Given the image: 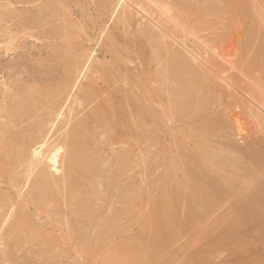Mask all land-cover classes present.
I'll use <instances>...</instances> for the list:
<instances>
[{"label": "rangeland", "instance_id": "obj_1", "mask_svg": "<svg viewBox=\"0 0 264 264\" xmlns=\"http://www.w3.org/2000/svg\"><path fill=\"white\" fill-rule=\"evenodd\" d=\"M111 1L116 2L117 0H0V102L4 103L3 99L5 97L7 98H5L6 103H4V106L5 104L7 105L5 106L7 107V110L11 105L9 101H12V105L18 104L20 100L23 99L22 97L24 93L30 91L33 92L31 86H39L38 89L40 92H43L42 89L58 91L59 89H62L64 87V78L66 77H63V75L66 73L63 72L62 74L61 72L64 68L62 67V62L58 58V52L60 50V53H67L69 51L68 53L73 54L74 52L73 56H87V54L89 55L92 51L97 50L95 64L100 66H107V70L102 71L101 74L99 73L98 75L102 78H105L104 83L107 82V85H104L102 81L103 79L100 78L97 74L95 75L92 72H87L88 75H86L90 77L86 76V78L83 79L77 93L80 95L86 93L85 90L87 89V86L92 84V81H94L93 91L97 92L98 90L99 92L90 93V96L88 95L87 97L90 98V101L86 98V100L84 101L85 103L83 102V104L75 106L77 110L75 109L72 113V124L76 125L78 123V120L80 121V119L85 118L86 115H89L94 109H96L97 106H103L102 104L105 103L106 105H109L108 107H111L112 105H120L121 107L123 106L125 111L122 118L120 117L119 119H116L115 116V122L120 125L121 130H123V134H119L121 138L119 136H113L117 132L116 130L113 135L108 134L109 132L107 131V129H104L100 123H96V126H98L97 128H95V123L92 124L93 126L91 125L92 127L90 126L88 131H86L87 134L83 135V137L85 136L83 139H87L86 141H82V143H87L89 146H86L85 144L84 145L86 147H90L88 149H97L98 153L101 151L99 155L102 154L100 156L102 165L99 164L100 167L98 173L94 176H91L92 179L90 177L89 183H87V188L90 192V211L84 212L81 209L79 210L82 212L76 211V207H78V204H76L77 202L72 201L73 203H75L73 204L71 200L68 199L71 202L70 204V202L67 200L69 202L68 204V202H65L67 198H64V195L66 194L62 193L61 195H59V200L61 199L59 202L60 205L57 202L56 204H54L53 200L50 199V204L47 203L48 200L46 201V203L49 205L47 207L50 208L48 209L46 207L47 204L44 203L45 211H51L54 207L53 205H59V207L55 206L56 209H54L56 211L54 209V211L52 210V213L49 211V215V213H44L43 204L39 206L37 205L38 202L36 203V200L34 198L30 200L32 198L29 194L30 188L25 187L27 177L25 168L23 166H18L17 168L14 167L13 170H15L16 173L18 172L17 175H15L16 173L11 170V160L9 159L10 154L7 153L5 149L4 152L7 155L2 152L3 148L6 147V145L3 143L5 142V134L12 140L20 138V136H22V133L24 135L28 133L27 131H29L28 129L31 124L36 123V121L37 123L41 122L43 118L45 119V116L43 112H41V114L43 115L39 114V110L37 112H32L30 114V116L32 117L26 115L27 117H29V121H27L29 123H26L25 125L26 121L13 119L11 120L9 113H7L5 107L2 106L3 104L0 103V107L2 106L0 111H3V113H5L6 115V117L4 115L5 120L10 118V120L6 121H10L9 123H7V127L5 126V120H0V125H2L0 127V157H2V154L7 156L5 158V156L3 155L4 158H0V168L2 169V171H0V192H4L3 198L5 200L9 197L12 201H14V207L12 206V201L9 202L10 204L7 203L6 207L4 208L0 206V264H106V262L108 263L109 260L108 255H112L113 253L118 252L114 251L115 249L113 247H121L118 246V244H120V240L123 237L131 238V242L140 239V246L135 247V249L132 250L133 254L131 253V251L128 253V256L129 254L132 255L129 256L130 259H128V256L125 257L127 258V261L123 264H264V234L261 233L259 228H257V231L256 228L250 226L248 227V225H246L245 223H241L239 219L241 216V210L246 204V198H248L251 193L255 192V190H257L259 186L264 185L263 56H260L261 58L257 60L259 58L261 50L264 49V1L244 0V2L243 0H231L230 4L228 0H131V2L135 4H125L124 7L120 10L115 21L113 23H109L108 25L111 17L110 12L113 11V6H108L109 2ZM103 3H106V6ZM184 3H186V5L188 4L189 6L187 5L188 7H186L185 5L184 7ZM244 3L248 5L247 9L249 8L251 10V13L253 12L251 15L254 18V21L251 20L252 17L251 15H249L250 10L246 12L248 13V15L246 14L247 16H245V13H243L244 9L245 11L247 10ZM47 7H49L50 9ZM213 7L216 8L214 9ZM242 7H244V9ZM252 7L255 8L253 9ZM41 8L48 9V11H46L47 13L45 12V14L42 15V17H40L39 19H36L35 15ZM138 9H141L142 12H139ZM208 9L211 12L205 11ZM227 10L231 11L228 12ZM51 12H53L54 14ZM107 12L110 14H108ZM256 12H258L259 14ZM106 13L109 16L105 15ZM227 13H230V15ZM233 15L236 17H232ZM260 15L262 17H260ZM20 16H22L21 20ZM126 16L129 18H127ZM123 18L125 19V21ZM117 19H119L120 21ZM18 20H20V22ZM250 20L252 21V23ZM68 22L73 23V27L72 25H70L71 23L69 24ZM20 23L22 24V26ZM40 23H42L41 26ZM104 27H107L108 31L106 30V36H104L103 41L98 44L101 32L105 29ZM24 30H26V32ZM250 30H254V32L252 31L253 34ZM49 32L50 35L48 34ZM53 34L56 37H54ZM113 34H116V36H114ZM57 35L59 37H57ZM68 36L71 37V39L68 38ZM63 37L70 40V42H67V40L64 41L65 39H63ZM112 42L115 44L116 48L119 49V54L114 53L113 50L109 49ZM160 44L162 46H160ZM119 45H122V47H120ZM51 46L53 48H51ZM140 50L142 51L139 53ZM78 51L83 54L81 55L80 53H78ZM153 52H155L156 54H153ZM192 53L199 54L201 55V57L203 56L202 61H194L191 56ZM116 55H118V58L116 57ZM153 55L156 56L154 57ZM178 55L182 57L183 60L187 58L189 61H191L196 71L190 73L188 68H186L188 66L181 60L180 57H178ZM53 57L58 58L60 62H55V60L57 59ZM115 57L117 59H120V61L118 60L117 62V59ZM52 58L54 59L53 62L51 60ZM177 59L179 60V62H177ZM260 60H262V64L260 63L261 66L257 63L258 61L260 62ZM42 61L45 63H43ZM181 62L183 64H181ZM42 63L44 64V66ZM58 66L60 68L62 67V69L60 70ZM51 69H53L54 72ZM197 71H199V73ZM151 74H154V77ZM156 74H159V76L157 75V77L160 78L161 76V78H163L159 79L155 77ZM61 77H63V80L59 81L61 80ZM118 77H120V79H118ZM37 78V81H39V78H41V80L45 81L46 83L40 81L42 83L39 84V82L35 81ZM223 78L229 80L230 83L225 81ZM124 79L126 82H124ZM18 82H21L23 84L20 85L23 88H20V86L18 85L20 83ZM25 82L27 83L26 85ZM197 82H202L199 84L202 86V89L203 87L208 85V89L204 88L205 91H201V86H198ZM203 82H206V84ZM231 82L233 84L232 86ZM14 83H16V86L18 85V89L13 85ZM36 84L39 85L37 86ZM44 84H47L48 87L46 85V88H44ZM53 84V88H55L56 90L52 88ZM57 84L58 86L60 84H62L63 86L57 87ZM203 84H205V86H203ZM24 85L27 87L25 88ZM211 85L212 87H214L212 88ZM28 86L32 90L30 88L28 90ZM209 86L211 88H209ZM215 87L216 90L213 91ZM57 88L59 89L57 90ZM7 89H9V91H15L14 95L11 93L13 95L12 98H10V96L8 97L7 93L9 91ZM22 89H27L28 91L26 90L21 92ZM38 89L35 88L34 90V98L36 99H39L40 96L37 94L39 93ZM17 90H20L19 92L22 93V97L20 93H18V97L15 96L17 94ZM124 92L127 94L124 95ZM155 92H158V95ZM181 92L183 94H179ZM161 93L164 94L161 95ZM144 94H146L147 97L150 98V100H144L145 98H147L144 97ZM174 94H179L181 96L185 94V97L183 96V99L181 97V101H178V103L181 104L180 108L182 109H174L173 101H171ZM197 94L199 97L196 96ZM133 97L135 99H141V102L143 104L144 101H150L149 103L145 102V106L148 108L149 106H152L150 107L151 109L149 108V113L144 116L142 120L139 119L135 114L134 110L136 107L133 101ZM107 98H110L109 101H106L108 100ZM160 98L165 100H161ZM7 100L9 102L8 104ZM61 100L62 99H59L58 96V99L56 98L55 100H51L52 103L49 102V105L47 103L45 106L48 105L46 108H49L51 103L53 104V107ZM185 100L187 101V103ZM191 100H193V102ZM182 101H185V105H183L184 103ZM189 102L193 104L191 105V103ZM52 107L50 106V108ZM152 108H154L156 112ZM183 111L184 113H182ZM152 112H154L153 115ZM68 114L69 113L67 112V115ZM157 114H161V117L159 116L160 118H158ZM2 116L0 117V119H4ZM33 116H37V119L35 117V121L33 119ZM204 116L209 117L207 118L209 119L208 121H210L211 119L214 120L220 118L222 116V118L226 120L225 131L230 132L229 136L224 131L221 134L218 133L217 135H213L209 139L210 145L213 146L214 149H218L220 146H226V144H228L229 142V139L231 138L230 140H233L235 144H237V147L239 149H252L255 154H257L256 157L258 158V160H255L253 163H243L242 166H237L235 164V161L238 156L232 153L226 155V159L224 162L225 166L222 170L219 171L221 177L218 179V181L224 185V188H226L228 194L219 198V201H216L217 199H214V197H210V200L207 199V201L206 198H209L207 196L204 198L206 201H204L203 199L201 203H198L200 204V206H195L194 204H191L190 201V198H192L191 195L193 189L191 188L192 191L190 192L189 189V191L186 190V186L185 188L184 186H181L183 187L181 188L182 190L180 189L181 191L179 190V188H174L180 191V193H178V191L176 190L174 191L175 193L173 194V197L175 198L172 197L174 205H167L169 204L167 201V204H164L162 200L163 198H165L167 193H169L170 187V181L169 179L167 180V174H169L168 171L170 169V166L173 164H176L178 166L183 165L182 159L179 157L182 146L186 142H188L189 145L191 144L195 146V144H202V142L204 141L202 137L203 134L200 132L201 128L208 124L206 122L207 119L204 118ZM156 120L161 123H158ZM12 121L14 122L11 123ZM16 123L23 126H19ZM16 125L19 127L20 131H17L18 127L16 128ZM60 125L57 128L58 131L56 130L58 134L55 137L56 139H54V141L63 139L62 134L65 135V129L61 128L63 127V124L61 123ZM99 125L101 126V128ZM22 128L24 131H22ZM91 128H93V130ZM1 130L5 134H3ZM88 133L90 135L89 137L92 139L88 137ZM106 133L108 134V136H106ZM59 134L62 136V138H60ZM109 136L112 137L110 138ZM93 137L96 139L95 142L99 147L96 146L95 148L93 146L96 145L94 141H92L91 144L90 140H93ZM113 137L117 139L115 140ZM97 139L99 141H97ZM178 141L181 143H179ZM191 141L193 143H191ZM177 143H179L180 145ZM91 145L93 146L92 148ZM18 146L16 147V152H19L18 148L20 147ZM178 146L180 147V149H178ZM122 153L123 155L125 153L126 158L122 155ZM104 158L106 159L104 160ZM174 158L180 159L175 160ZM4 162L5 164L9 165H5ZM3 168H9V171H11L12 174L8 171L10 173L8 175V172H4ZM101 168L102 170L104 169V172L101 170ZM183 168L181 167V169L186 170L184 166ZM24 174L26 177H24ZM1 177H3V179H1ZM16 177L17 179H20L21 177L23 179L21 178L19 180L20 182L16 181L18 183L11 180L14 183L12 184L10 179H16ZM93 177L97 179H93ZM6 178L7 181H10L9 183H11L14 188H18V190H16L17 192H20H18L20 194L19 197L17 196L18 193L16 192V190H13V186L6 182ZM3 181L5 182L3 183ZM16 184L19 187H16ZM22 186L23 189L21 188ZM25 188L26 190H28H24ZM9 189L12 191L10 192ZM10 193L13 195V197L11 196L12 198L10 196H7V194L9 195ZM22 193H25V196L22 195ZM26 193H28V195ZM90 194L94 196L91 197ZM175 195L178 196L176 197ZM26 197L29 199V202L32 201L34 205L31 202L32 206H30L31 203L27 202L28 200ZM134 197L136 199V205L134 204V201L131 202L127 200H130V198L131 200H134ZM23 199L26 200L23 201ZM9 200L6 201L8 202ZM18 200L22 202L17 204ZM214 200L215 202H212ZM25 202H27L28 204ZM129 202L134 205H131ZM8 204L11 205L12 208H16L15 210L19 212L18 215L16 211V213L14 212V209L11 210L12 208ZM22 204H24V206L26 205L25 208L21 207L23 206ZM61 204L63 206H61ZM27 206H30V208H27ZM6 208L9 210L8 212H11L10 214H12L13 220L10 219L11 223L9 222L7 225L2 227L3 218L8 213L6 211ZM3 209H6V212ZM130 210H133L134 213ZM1 211L4 212L2 213ZM26 211H28V213ZM20 212H23L24 214L21 215L22 213ZM164 212L167 215L169 214L168 216L175 215L171 220V223L173 224L168 222L165 226L166 230L171 234L165 246H156L155 242L157 241V239H160V237H162L159 236L158 232L161 229L164 218L167 216L166 214H164ZM28 214L31 215L29 216ZM193 214H195V216ZM237 214L239 215L238 217ZM142 215H144V217H142ZM24 216H28L31 219V222H33L32 224L30 222V233L27 231L29 235L27 234V238L22 239L25 240L26 244L22 243L23 245L21 247L22 240L19 241V244L18 240L16 239H7L6 233L4 232L6 231L8 226L10 227L13 224L16 218L20 219ZM113 219L118 220L114 221ZM141 219H144V226L140 225L139 223L141 222ZM132 221L135 224V226L133 225L134 227L131 226ZM159 221L161 222V224ZM110 222L113 224H111ZM157 223L159 227H157L159 230H157L158 232L155 230ZM154 224L156 226L153 228ZM34 226L36 228H34ZM129 227L133 228H130V231L128 232ZM105 228L106 230L107 228L109 229L105 231ZM115 228L119 229L115 230ZM76 229H79V232ZM125 229L127 230V232ZM132 229H134V232L131 231ZM254 229L256 231L252 232V230ZM119 230L120 233L123 232V235H120L122 238L118 235ZM141 230L144 231L143 234H141ZM104 231L105 233H103ZM233 231H235V235L232 234L233 237H230L232 236L230 233H234ZM99 232L101 233V237L103 238L102 240H104V242L101 240V237L98 236L100 234ZM44 233L46 235L48 234L47 239L46 236L43 235ZM227 233H229L230 236ZM4 234L6 236V239L4 238L3 241L5 243L8 241V244L3 243L2 241ZM114 234L115 238L113 236ZM42 235L45 238V242L46 240L48 241L49 238L50 241H54H52V243L48 241L46 245H43L45 242L42 241V245H38V243L34 245L35 242L33 241L32 243V240H35V237L37 238ZM116 235L118 236L116 237ZM227 235L230 238H227ZM104 237L107 238L106 241ZM91 238L93 239V242H95V244L92 243ZM226 238L228 242L226 241ZM86 239H90L89 243H92L91 247L89 243V246L86 245L88 242ZM99 239L102 241V243ZM229 239L233 240L229 241ZM249 239L252 240L250 241ZM224 241L226 243H224ZM112 242L115 244L113 245ZM48 243L50 244V246ZM16 245L18 246V248ZM110 245H112V247H110ZM48 246L50 248H48ZM40 247L41 249H39ZM109 248L112 249L113 252L109 250ZM42 249H47L48 253L45 254L46 250L45 252H43L44 250L42 251ZM33 250H35V253L33 252ZM103 252L107 254V259L105 258L106 256L104 254V257H102ZM139 252L142 253L140 254ZM8 253H12L11 256ZM43 253L44 255H46V258ZM31 255L34 256L31 257ZM100 257L102 258V260L104 258L107 261L99 262L101 260ZM250 258H252V260H250ZM110 259H112V257Z\"/></svg>", "mask_w": 264, "mask_h": 264}, {"label": "bare ground", "instance_id": "obj_2", "mask_svg": "<svg viewBox=\"0 0 264 264\" xmlns=\"http://www.w3.org/2000/svg\"><path fill=\"white\" fill-rule=\"evenodd\" d=\"M30 1V0H29ZM107 1V0H106ZM225 1H227V0H225ZM229 1V3H230V1L231 0H228ZM244 1V0H243ZM264 1V0H263ZM33 2V1H32ZM37 2V1H36ZM184 2V1H183ZM214 2V1H213ZM222 2V1H221ZM245 2V1H244ZM25 3H27V2H25ZM108 3V2H107ZM132 4L133 2H131V0H117L116 2L115 1H111V2H109V7H111V6H113V11L112 12H110L111 13V17H110V20H109V22H108V25H109V23H113L114 21H115V19L117 18V16H118V14H119V12H120V10L124 7V5L125 4ZM243 3V2H242ZM241 3V4H242ZM264 3V2H263ZM32 4V3H31ZM104 4V3H103ZM135 3H133L132 5H134ZM223 4H226V3H223ZM222 4V5H223ZM231 4V3H230ZM245 5H246V3H244ZM33 5V4H32ZM31 5V6H32ZM105 6H106V3L104 4ZM185 5H186V3H184V7H185ZM188 5V4H187ZM186 5V7H188ZM201 5V4H200ZM208 5V4H207ZM244 5V6H245ZM204 6V5H203ZM229 6V5H228ZM257 6V5H256ZM63 7V6H62ZM103 7V6H102ZM135 7H136V5H135ZM198 7V6H197ZM225 7H227V6H225ZM246 7V9H247V7H248V5H246L245 6ZM47 8H49V7H47ZM199 8V7H198ZM205 8V7H204ZM207 8V7H206ZM214 9L216 8V7H213ZM234 8V7H233ZM238 8V7H237ZM243 9H244V7H242ZM253 8V7H252ZM255 8V7H254ZM253 8V9H254ZM25 9V8H24ZM50 9V8H49ZM54 9V8H53ZM166 9H168V8H166ZM202 9V8H201ZM211 9V8H210ZM52 10V9H51ZM139 10V12H142V10L141 9H138ZM137 10V11H138ZM183 10H184V8H183ZM192 10V9H191ZM212 10V9H211ZM220 10H221V8H220ZM233 10V9H232ZM236 10V9H235ZM248 10H250L249 8L245 11V9L243 10L244 12L243 13H245V16H247L248 15V13H246V12H248ZM19 11V10H18ZM46 11H48V9H45V8H41L38 12H37V14L35 15V18L36 19H39L40 17H42V15H44L45 14V12ZM57 11V10H56ZM198 11H200V10H198ZM205 11H210L209 9L208 10H205ZM213 11V10H212ZM217 11H219V10H217ZM216 11V12H217ZM228 11V10H227ZM231 11V10H230ZM230 11H228V12H230ZM24 12V11H23ZM171 12V11H170ZM202 12V11H201ZM211 12V11H210ZM219 12H221V11H219ZM250 12V14L249 15H251L252 13H251V10L249 11ZM33 13V12H32ZM47 13V12H46ZM51 13H53V12H51ZM108 13V12H107ZM107 13L105 14V15H107ZM110 13H108V14H110ZM165 13H167V12H165ZM209 13V12H208ZM218 13V12H217ZM254 13H255V11H254ZM256 13H258V12H256ZM23 14V13H22ZM34 14H35V12H34ZM54 14V13H53ZM163 14V13H162ZM170 14V13H169ZM223 14V13H222ZM227 14H229L230 15V13H227ZM247 14V15H246ZM259 14V13H258ZM33 15V14H32ZM50 15H52V14H50ZM63 15H64V13H63ZM124 15H126V14H124ZM145 15V14H144ZM166 15V14H165ZM214 15H215V13H214ZM228 15V16H229ZM236 15V14H235ZM256 15V14H255ZM3 16V15H2ZM2 16H1V18H2ZM107 16H109V15H107ZM146 16V15H145ZM21 17L22 16H20V20H21ZM53 17V16H52ZM127 17V16H126ZM152 17V16H151ZM175 17V16H174ZM232 17H236V16H232ZM251 17H252V15H251ZM260 17H262L261 15H260ZM23 18H25V17H23ZM22 18V19H23ZM27 18V17H26ZM125 18V17H124ZM123 18V19H124ZM127 18H129V17H127ZM146 18V17H145ZM144 18V19H145ZM256 18H258V17H256ZM18 19V18H17ZM44 19V18H43ZM43 19H42V21H43ZM47 19H49V18H47ZM66 19V18H65ZM132 19V18H131ZM249 19H251V18H249ZM254 18L252 17V21H254L253 20ZM20 20H18L19 22H20ZM46 20V19H45ZM117 20H119V19H117ZM130 20V19H129ZM248 20V19H247ZM250 20V21H251ZM59 21V20H58ZM67 21V20H66ZM120 21V20H119ZM123 21V20H122ZM124 21H125V19H124ZM132 21V20H131ZM252 21H251V23H252ZM256 21V20H255ZM15 22V21H14ZM27 22V21H26ZM25 22V23H26ZM24 23V24H25ZM29 23V22H28ZM27 23V24H28ZM50 23V22H49ZM64 23H65V21H64ZM69 23V22H68ZM71 23V22H70ZM69 23V24H70ZM21 24V23H20ZM45 24H46V22H45ZM44 24V25H45ZM73 23H71L70 25H72ZM42 25V23H40V26ZM154 25V24H153ZM21 26H22V24H21ZM31 26V25H30ZM105 26V25H104ZM124 26V25H123ZM33 27V26H32ZM65 27H68V26H65ZM72 27H73V25H72ZM26 28H27V25H26ZM30 28V27H29ZM29 28H28V30H29ZM105 28V27H104ZM32 29V28H31ZM250 29V28H249ZM252 29V28H251ZM27 30V31H28ZM73 30V29H72ZM75 30V29H74ZM106 30H107V27L101 32V35H100V37H99V40H98V44L100 43V42H102L103 41V38H104V36H106ZM25 32H26V30H24ZM51 31V30H50ZM108 31V30H107ZM145 31V30H144ZM251 31V33H252V31L254 32V30H250ZM22 32V31H21ZM56 32V31H55ZM116 32V31H115ZM152 32V31H151ZM52 33H53V31H52ZM61 33V32H60ZM68 33V32H67ZM49 35H50V32L48 33ZM57 34V33H56ZM71 34V33H70ZM142 34V33H141ZM140 34V35H141ZM165 34V33H164ZM253 34V33H252ZM48 35V36H49ZM65 35V34H64ZM69 35V34H68ZM114 36H116V34H113ZM151 35V34H150ZM53 36H54V34H53ZM61 36V35H60ZM78 36V35H77ZM54 37H56V36H54ZM54 37H53V40H54ZM57 37H59L58 35H57ZM120 37V36H119ZM45 38V37H44ZM49 38V37H48ZM68 38H70L71 39V37H69L68 36ZM142 38V37H141ZM63 39H65V37H63ZM62 39V40H63ZM80 39V38H79ZM120 39V38H119ZM160 39V38H159ZM164 39V38H163ZM51 40H52V37H51ZM55 40H56V38H55ZM58 40V39H57ZM60 40V39H59ZM67 40V42L69 41L70 42V40H68V39H65L64 41H66ZM116 40V39H115ZM156 40V39H155ZM123 41V40H122ZM59 43V42H58ZM106 43V42H105ZM123 43V42H122ZM161 43V42H160ZM64 44V43H63ZM61 45V44H60ZM66 45V44H65ZM179 45V44H178ZM63 46V45H62ZM72 46V45H71ZM100 46V45H99ZM120 46V45H119ZM160 46H162L161 44H160ZM58 47V46H57ZM68 47V46H67ZM120 47H122V45L120 46ZM123 47H124V45H123ZM142 47V46H141ZM51 48H53L52 46H51ZM54 48H55V46H54ZM62 48V47H61ZM60 48V49H61ZM65 48V47H64ZM106 48V47H105ZM171 48V47H170ZM170 48H168V49H170ZM263 48H264V46H263ZM67 49V48H66ZM68 49H71V48H68ZM78 49V48H77ZM76 49V50H77ZM81 49V48H80ZM80 49H79V51H80ZM84 49V48H83ZM109 49H111V50H113L114 51V53H117V54H119V49L118 48H116V46H115V44L112 42L111 44H110V48ZM138 49V48H137ZM189 49V48H188ZM74 50V49H73ZM82 50V49H81ZM123 50V49H122ZM167 50V49H166ZM55 51H56V49H55ZM55 51H54V53H55ZM61 51V50H60ZM60 51L58 52L59 54V56H58V58H59V60L62 62V64H63V68L64 69H62V67L60 68L59 66V68H60V70L62 69V74H63V72H65L66 74H64L63 75V77H66V78H64V81H65V85H64V87L62 88V89H59V88H57V90L58 91H54V90H48V89H42V91L43 92H40L39 91V84L40 83H42V82H40V81H43V80H41V78H39L40 80L39 81H37L38 80V78L35 80V81H37V82H39V84L37 85L38 87H35L36 89H38V91H39V93H37L38 95H40L39 96V99H36V98H34L35 96V92H34V90H35V88L33 87V86H31L32 87V89H33V92L32 91H30V92H27V93H24V95H23V97H22V93H20L19 91L20 90H17L16 91V95L15 96H17L18 97V93H20V95H21V97L23 98H21L22 100H20V102L18 103V104H15V105H12V101H9L10 103H11V105L8 107V110H7V107H5V106H7L6 104H5V106H4V103H6V99L4 100L3 99V97H2V99H3V101H4V103H2V102H0L1 104H3L2 106L3 107H5V109L7 110V113H9V116H10V118H11V120L13 119V120H19V121H26L25 122V125H26V123H29V122H27V121H29V117H32V116H30V114L32 113V112H37L38 110L40 111V113L39 114H41V112H43V114H44V116H45V119L43 118L42 119V121L41 122H38L37 123V121H36V123H34V124H31L30 125V127H29V131H27L28 133L27 134H23L22 133V136H20V138H17V139H10L9 137H7L6 136V134L4 133V132H2V130H1V132L3 133V134H5V142H3L5 145H6V147H4L3 148V153H5L4 152V149H5V151L7 152V153H9L10 154V157H9V159L11 160L10 161V165L12 166H10L12 169V171H14V173H16L15 172V170H13V168L15 167V168H17L18 166H23L24 168H25V173H26V176H25V174H24V177H26V188H30L29 190V194L31 195V199L30 200H32L33 198L36 200V203L38 202V204L37 205H39V206H41V204H43V207H44V203H46V201L48 200H53V202H54V204H56V202L57 203H59L60 202V200H59V195H61L62 193L63 194H66V195H64V198L66 199V201L65 202H68L69 200L68 199H70L71 200V202L72 201H76L77 203L76 204H78V207H76V211H79V212H82V211H90V208H89V190H88V188H87V183H89V179H90V177L91 176H94L95 174H97L98 173V170H99V164H101L102 162H101V155H99V153H101V151L98 153L97 152V149H94V150H90V149H88V148H90V147H86L88 144L86 143H82V141H86V139H83L84 137H83V135L84 134H87V132L86 131H88V129L90 128V126L92 125V124H94L95 123V128H97L98 126H96L97 124L96 123H100L102 126H103V128L104 129H107V131L109 132L108 134H112L113 135V133H115V130L117 131L116 133H115V135H113L114 137H116V136H119V134L121 135V134H123V130H121V126L120 125H118L116 122H115V116H116V119L118 118H122V116L124 115V108H123V106L121 107L120 105H112L111 107H108L109 105L107 104L106 105V103L105 104H102L103 106H97L96 107V109H94L92 112L91 111H89V112H91L89 115H86V117L85 118H82V119H80V121L78 120V123L76 124V125H74V124H72L73 122H72V113L74 112V110L76 109L75 108V106L76 105H81V104H83V102L86 100V98L88 97V95L90 96V93H92V92H96V91H93L94 90V88H93V83H94V81H92V84H90L89 86H87V89L85 90L86 91V93H81L82 95H80V94H78L77 92H78V90H79V87H80V85H81V83H82V81H83V79L84 78H86V76L88 75L87 74V72L89 71V72H92L93 74H101V72L102 71H105V70H107V66H100V65H96L95 63H96V53H97V50H94V51H92L89 55L87 54V56H83L82 54L83 53H80L79 51H78V53H80L82 56H73V54H74V52H73V54H70V53H68L67 51V53H60ZM64 51V50H63ZM121 51V50H120ZM138 51V50H137ZM142 50H140L139 51V53L141 52ZM145 51V50H144ZM179 51V50H178ZM71 52V51H70ZM76 52V51H75ZM177 52V51H176ZM181 52V51H180ZM85 53H86V51H85ZM88 53V52H87ZM135 53H136V51H135ZM155 52H153V54H154ZM173 53V52H172ZM79 54V55H80ZM144 54H145V52H144ZM149 54H150V52H149ZM156 54V53H155ZM174 54V53H173ZM76 55H77V53H76ZM108 55V54H107ZM111 55V54H110ZM141 55V54H140ZM180 55V54H179ZM178 55V57H180ZM114 56V55H113ZM154 56V55H153ZM156 56V55H155ZM154 56V57H155ZM192 58H193V60L195 61V60H197V61H202V57H201V55H199V54H196V53H192ZM260 56H263L264 57V49H262L261 50V52H260V54H259V58L257 59V60H259L261 57ZM116 57L118 58V55H116ZM115 57V58H116ZM151 57V56H150ZM186 57V56H185ZM188 57V56H187ZM262 57V59L264 60V58ZM49 58V57H48ZM53 58H55V57H53ZM51 59L52 60V62L54 61V59ZM58 58H55V59H57V60H55V62L56 61H59L58 60ZM112 58V57H111ZM116 58V59H117ZM181 58V60L183 61V62H185L186 63V65L188 66V67H186V68H188V70H189V72L190 73H193L194 71H196L195 70V68H194V66H193V64H192V62L191 61H189L187 58H185V59H187V60H183V58L182 57H180ZM150 59H153V58H150ZM155 59V58H154ZM102 60V59H101ZM118 60L120 61V59H117V62H118ZM157 60V59H156ZM178 60V59H177ZM192 60V59H191ZM59 61V62H60ZM149 61V60H148ZM261 61L262 60H260V62L258 61L257 63L260 65V63H261ZM40 62V61H39ZM43 62V61H42ZM99 62V61H98ZM97 62V63H98ZM151 62V61H150ZM150 62H149V64H150ZM177 62H179V60L177 61ZM206 62V61H205ZM38 63V62H37ZM43 63H45V62H43ZM42 63V64H43ZM48 63V62H47ZM101 63H102V61H101ZM105 63H107V62H105ZM184 63V64H185ZM262 63H264V61L262 62ZM261 63V64H262ZM50 64V63H49ZM55 64V63H54ZM181 64H183L182 62H181ZM205 64V63H204ZM114 65V64H113ZM194 65H197V64H194ZM213 65V64H212ZM43 66H44V64H43ZM42 66V67H43ZM172 66V65H171ZM261 66V65H260ZM262 66L264 67V65L262 64ZM45 67H48V66H45ZM151 67V66H150ZM23 68V67H22ZM41 68V67H40ZM208 68V67H207ZM211 68V67H210ZM48 69V68H47ZM110 69V68H109ZM212 69V68H211ZM43 70H44V68H43ZM49 70H50V68H49ZM52 71H53V69H51ZM65 70V71H64ZM168 70H169V68H168ZM183 70V69H182ZM186 71H187V69H186ZM211 71V70H210ZM45 72V71H44ZM54 72V71H53ZM107 72V71H106ZM169 72V71H168ZM171 72H173V71H171ZM177 72V71H176ZM188 72V73H189ZM198 73H199V71H197ZM46 73V72H45ZM52 73V72H51ZM170 73V72H169ZM168 73V74H169ZM185 73V72H184ZM187 73V72H186ZM196 73V72H195ZM203 73V72H202ZM202 73H200V74H202ZM87 74V75H86ZM92 74V75H93ZM111 74H112V72H111ZM173 74V73H172ZM180 74V73H179ZM178 74V75H179ZM66 75V76H65ZM152 75V74H151ZM157 75L159 76V74H156L155 75V77H157ZM170 75V74H169ZM168 75V76H169ZM175 75V74H174ZM181 75V74H180ZM190 75V74H189ZM198 75V74H197ZM99 76V75H98ZM102 76V75H101ZM107 76H109V75H107ZM153 77H154V74L152 75ZM163 76H164V74H163ZM186 76H187V74H186ZM202 76V75H201ZM63 77H61L60 79L61 80H59V81H62L63 79ZM87 77H90V76H87ZM100 77V76H99ZM199 77V76H198ZM100 78H102V77H100ZM112 78V77H111ZM117 78V77H116ZM157 78H159V77H157ZM163 78V77H162ZM161 78V76H160V78L159 79H162ZM201 78V77H200ZM49 79V78H48ZM66 79V80H65ZM103 80V83H104V80H105V78H102ZM118 79H120V77H118ZM195 79H197V78H195ZM203 79V78H202ZM225 81H227L228 83H230L229 82V80H227V79H225V78H223ZM17 80V79H16ZM15 80V81H16ZM47 80V79H46ZM91 80H92V78H91ZM94 80H95V78H94ZM56 81V80H55ZM58 81V80H57ZM64 81H63V84H64ZM99 81V80H98ZM111 81V80H110ZM183 81H184V79H183ZM11 82V81H10ZM45 81H43V83H44ZM49 82V81H48ZM124 82H126L125 81V79H124ZM165 82H166V80H165ZM207 82V81H206ZM206 82H203V83H205L206 84ZM18 83H20V84H18L19 86L20 85H23L21 82H18ZM46 83V82H45ZM52 83V82H51ZM53 83H55V82H53ZM57 83V82H56ZM61 83V82H60ZM90 83V82H89ZM107 83V82H106ZM106 83H104V85H107ZM198 83V86H201V85H199L200 83H202V82H197ZM196 83V84H197ZM227 83V84H228ZM3 84V83H2ZM27 83L25 82V85H26ZM48 84H50V83H48ZM126 84V83H125ZM157 84H158V81H157ZM205 84H203V86H205ZM208 84V83H207ZM12 85V84H11ZM14 86H16V83H14L13 84ZM17 85V86H18ZM24 85V86H25ZM45 85V87L44 88H46V85L47 84H44ZM50 85H52V84H50ZM87 85V84H86ZM103 85V86H104ZM216 85V84H215ZM233 84H232V82H231V86H232ZM8 86V85H7ZM16 86V87H17ZM43 86V85H42ZM56 86V85H55ZM59 86H63L62 84H60ZM58 86V84H57V87H59ZM98 86V85H97ZM193 86V85H192ZM4 87V86H3ZM2 87V88H3ZM11 87V86H10ZM22 86H20V88H21ZM27 86H25V88H26ZM47 87H48V85H47ZM50 87V86H49ZM54 87V84H53V86H52V88ZM211 87H212V85H211ZM210 86H209V88H211ZM214 87V86H213ZM212 87V88H213ZM228 87V86H227ZM236 87V86H235ZM5 88V87H4ZM15 88V87H14ZM23 88V87H22ZM24 88V89H25ZM29 86H28V90H29ZM43 88V87H42ZM208 89V85L207 86H205V87H203V89ZM11 89V88H10ZM17 89H18V87H17ZM24 89H22V91L21 92H23V91H26V90H24ZM31 89V88H30ZM31 89V90H32ZM51 89V88H50ZM53 89H55V88H53ZM200 89V88H199ZM202 89V86H201V91H205V89L203 90ZM8 91H9V89H7ZM27 90V91H28ZM41 90V89H40ZM56 90V89H55ZM61 90V91H60ZM101 90V89H100ZM189 90V89H188ZM191 90V89H190ZM213 90V89H212ZM216 90V87H215V89L213 90V91H215ZM220 90V89H219ZM7 91V92H8ZM13 91V92H12ZM45 91V92H44ZM81 91V90H80ZM84 91V92H85ZM157 91V90H156ZM169 91V90H168ZM10 92V93H9ZM8 93H7V95H8V97L10 96V98H12L13 97V95H14V90H11V91H9ZM97 92H99L98 90H97ZM96 92V93H97ZM159 92V91H158ZM158 92H155V93H157V95H158ZM161 92V91H160ZM184 92V91H183ZM207 92H208V90H207ZM211 92V91H210ZM229 92V91H228ZM13 95H12V94ZM125 93V92H124ZM129 93V92H128ZM134 93V92H133ZM171 93H173V92H171ZM203 93V92H202ZM205 93V92H204ZM12 96H11V95ZM36 94V95H37ZM103 94H105V93H103ZM127 93H125L124 95H126ZM162 94H164V93H161V95ZM179 94H183L182 92L181 93H179ZM179 94H174L173 96H172V100L171 101H173V105H174V109L175 108H180V106H181V104L180 103H178V101H181L180 100V98L182 97V99L185 97V94L184 95H179ZM6 95V96H7ZM113 95V94H112ZM131 95H132V93H131ZM143 95V94H142ZM141 95V96H142ZM146 94H144V97H147V95L145 96ZM156 95V96H157ZM195 95V94H194ZM199 95H200V93H199ZM206 95H208V94H206ZM205 95V96H206ZM218 95V94H217ZM223 95V94H222ZM58 96H59V99H62L59 103H56L55 101V103H56V105H54L53 107H52V105L53 104H51L52 102H51V100H55L56 98L58 99ZM120 96V95H119ZM166 96V95H165ZM169 96V95H168ZM167 96V97H168ZM184 96V97H183ZM190 96V95H189ZM197 97H199L198 96V94L196 95ZM203 96V95H202ZM204 96V97H205ZM212 96V95H211ZM210 96V97H211ZM17 97H15V98H17ZM37 97V96H36ZM99 97V96H98ZM114 97V96H113ZM112 97V98H113ZM117 97V96H116ZM126 97V96H125ZM158 97H162V96H158ZM191 97V96H190ZM208 97V96H207ZM10 98H8V99H10ZM170 98H171V95H170ZM209 98V97H208ZM87 99H89V101H90V98H87ZM108 100H106V101H109V99L110 98H107ZM118 99H119V97H118ZM123 99H125V98H123ZM144 99V98H143ZM150 100V98H145L144 100ZM161 99V98H160ZM161 100H165V99H161ZM203 100V99H202ZM102 101H103V99H102ZM101 101V102H102ZM133 101H134V104H135V114L138 116V118L139 119H143V117L144 116H146L148 113H149V110L151 109L150 107H152V106H149V108L148 107H146L145 106V102L146 101H144V104L141 102V99L139 100V99H135L134 97H133ZM169 101V100H168ZM186 101V100H185ZM185 101L183 102L184 104L183 105H185ZM192 102H193V100H191ZM195 101V100H194ZM8 102V100H7V104L9 103ZM49 102H51L50 103V106L52 107V108H50V106H49V108H46L48 105H49ZM58 102V101H57ZM95 102V101H94ZM115 102V101H114ZM150 102V101H149ZM149 102H146V103H149ZM13 103H14V101H13ZM48 103V105L47 106H45L46 104ZM85 103V102H84ZM113 103V102H112ZM128 103V102H127ZM172 103V102H171ZM186 103H187V101H186ZM189 103H191V102H189ZM0 104V105H1ZM90 104V103H89ZM109 104H111V103H109ZM123 104V103H122ZM121 104V105H122ZM151 104V103H150ZM193 103H191V105H192ZM106 105V106H105ZM147 105V104H146ZM2 106L0 107V109L2 108ZM86 106V105H85ZM258 106V105H257ZM89 107V106H88ZM185 107V106H184ZM187 107V106H186ZM46 108V109H45ZM129 108V107H128ZM173 108V107H172ZM88 109V108H87ZM86 109V110H87ZM152 109H154V108H152ZM180 109H182V108H180ZM188 109V108H187ZM191 109V108H190ZM202 109H204V108H202ZM77 110V109H76ZM85 110V111H86ZM126 110V109H125ZM184 110V109H183ZM192 110V109H191ZM84 111V112H85ZM154 111H155V109H154ZM177 111H179V110H177ZM185 111V110H184ZM184 111L182 112V113H184ZM1 112V114H0V117L2 116L3 118H4V115H5V113H3V111H0ZM67 112L69 113L68 115H67ZM156 112V111H155ZM186 112V111H185ZM3 113V114H2ZM153 113L154 112H152V115H153ZM43 114H41V115H43ZM75 114V113H74ZM156 114V113H155ZM173 114V113H172ZM198 114V113H197ZM204 114V113H203ZM217 114V113H216ZM26 115H28L29 117H27ZM34 115V114H33ZM38 115V114H37ZM151 115V114H150ZM151 115V116H152ZM158 115V118H160L161 116V114L159 115V114H157ZM185 115V114H184ZM191 115V114H190ZM205 115V114H204ZM207 115V114H206ZM215 115V114H214ZM8 116V115H7ZM160 116V117H159ZM219 116H220V114H219ZM5 117H6V115H5ZM36 117V119H37V116H35ZM35 117L33 116V119H34V121H35ZM74 117V116H73ZM127 117V116H126ZM10 118L9 119H7V120H5V118L4 119H0L1 121L2 120H5V122L6 121H8V120H10ZM26 118H28V119H26ZM41 118V117H40ZM184 118V117H183ZM204 118H209L208 116L207 117H205L204 116ZM33 119H31V120H33ZM78 119V118H77ZM124 119V118H123ZM137 119V118H136ZM206 119H204V120H206ZM30 120V121H31ZM155 120V119H154ZM160 120V119H159ZM209 119H207L206 120V122L208 123L206 126H204L203 128H201V130H200V132L203 134L202 135V137H203V139H204V141L202 142V144L200 143H198V144H195V146H193V145H189L188 144V142H186V140H185V144L182 146V149H181V153H180V158L182 159V166H178V165H176V164H173V165H171L170 166V169H169V171H168V173L169 174H167V180L169 179V181H170V187H169V193H167V195L165 196V198H163V202H164V204L166 203V201L169 203V204H167V205H169V206H172V205H174V203H173V198H175V197H173L174 195V191L177 189V188H179V190L181 189V188H183V187H181V186H184V188H185V186H186V190H190V192L192 191L191 190V188L193 189V191H192V195H191V197L192 198H190V201H191V204H194L195 206H200V204H198V203H201L202 202V200L205 198V197H209V198H206V200L208 199V200H210V197L212 198V197H214V199H217L216 201H219L218 199L219 198H221V197H223V196H225V195H227L228 193V191L226 190V188H224V185L221 183V182H219L218 181V179L221 177L220 176V170H222L223 169V167L225 166V157H226V155H229V154H236L238 157L236 158V161H235V164L237 165V166H242V164L243 163H253L255 160H258V158L256 157L257 156V154H255V152L252 150V149H250V150H242V149H239L238 147H237V144H235V142L233 141V140H230L229 139V142H228V144H226V146H224V147H222V146H220L218 149L216 148V149H214L213 148V146H211L210 145V142H209V139L213 136V135H217L218 133L219 134H221L222 132H224L225 130H226V123H225V119L224 118H222V116L220 117V118H217V119H214V120H210V121H208ZM18 121V122H19ZM74 121V120H73ZM128 121V120H127ZM157 121V120H156ZM5 122H3V123H5ZM10 122V121H9ZM9 122H6V124H5V126L7 127V123H9ZM14 121H12L11 123H13ZM119 122H121V121H119ZM134 122V121H133ZM158 122V121H157ZM63 124L62 126L63 127H61L62 129H65L64 130V132H65V135L64 134H62L61 132V134H62V136H63V139H58V140H55L54 141V139H56L55 137L57 136V134H58V132H56V130H57V128H58V126L60 125V124ZM129 123V122H128ZM139 123V122H138ZM152 123V122H151ZM153 123H154V121H153ZM158 123H161V122H158ZM17 125H19L18 123H16ZM72 126H71V125ZM156 124V123H155ZM154 124V125H155ZM16 125V128L18 127ZM21 125V124H20ZM19 125V126H20ZM74 125V126H73ZM122 125V124H121ZM127 125V124H126ZM2 125H0V127H1ZM14 126H15V124H14ZM21 126H23V125H21ZM61 126V125H60ZM69 126H70V128H69ZM93 126V125H92ZM91 126V127H92ZM100 126V125H99ZM145 126H147V125H145ZM149 126H150V124H149ZM157 126V125H156ZM194 126V125H193ZM197 126V125H196ZM25 127V126H24ZM4 128V127H3ZM15 128V127H14ZM21 128V127H20ZM28 128V127H27ZM100 128H101V126H100ZM102 128V129H103ZM142 128V127H141ZM198 128V127H197ZM1 129V128H0ZM25 129V128H24ZM92 130H93V128H91ZM125 129H128V128H125ZM138 129H139V127H138ZM196 129V128H195ZM6 130V129H5ZM8 130V129H7ZM17 130V129H16ZM191 130V129H190ZM17 131H20V129H19V127H18V130ZM22 131H24L23 130V128H22ZM58 131V130H57ZM90 131V130H89ZM106 131V130H105ZM148 131V130H147ZM63 132V133H64ZM92 132V131H91ZM127 132V131H126ZM140 132H141V130H140ZM226 132V131H225ZM10 133V132H9ZM8 133V134H9ZM94 134V133H93ZM103 134V133H102ZM107 134V133H106ZM108 134L106 135V136H108ZM166 134V133H165ZM226 134L229 136L230 135V132H226ZM60 135V134H59ZM58 135V136H59ZM126 135H127V133H126ZM15 136V135H14ZM62 136L60 135V138H62ZM90 135H89V133H88V137H89ZM219 136V135H218ZM110 137V136H109ZM108 137V138H109ZM112 137V136H111ZM110 137V138H111ZM113 137V138H114ZM120 137V136H119ZM127 137V136H126ZM137 137V136H136ZM176 137V136H175ZM90 138V137H89ZM94 138V137H93ZM112 138V139H113ZM121 138V137H120ZM227 138V137H226ZM90 139H92V138H90ZM89 139V140H90ZM115 139V138H114ZM117 139V138H116ZM115 139V140H116ZM176 139V138H175ZM213 139V138H212ZM89 140H87V141H89ZM95 138L93 139V140H90L91 141V144H92V141H94L95 142ZM97 141H99L98 139H97ZM93 142V143H94ZM141 142V141H140ZM179 142V141H178ZM183 142V141H182ZM90 143V142H89ZM179 143H181V142H179ZM179 143H177V144H179ZM191 143H193L192 141H191ZM222 143V142H221ZM226 143V142H225ZM86 146H85V145ZM95 144H96V142H95ZM19 145V146H18ZM151 145V144H150ZM156 145V144H155ZM162 145V144H161ZM180 145V144H179ZM223 145V144H222ZM20 147V148H18L19 149V152H16L15 150H16V147ZM89 146V145H88ZM95 148H96V146H98L97 144L96 145H93ZM92 145H91V148L93 147ZM153 146H154V144H153ZM2 147V146H1ZM99 147V146H98ZM177 147V146H176ZM179 147V146H178ZM178 149H180V147L178 148ZM98 150H99V148H98ZM178 151V150H177ZM122 152V151H121ZM179 152H180V150H179ZM178 152V153H179ZM168 153V152H167ZM171 153H172V151H171ZM1 154V153H0ZM6 154V153H5ZM169 154V153H168ZM4 154H2V157H0V158H4V156H5V158L7 157L6 155H4ZM122 155H123V153H122ZM173 155V154H172ZM179 155V154H178ZM123 156H125V153H124V155ZM128 156V155H127ZM165 156V155H164ZM167 156V155H166ZM171 156V155H170ZM169 156V157H170ZM153 157V156H152ZM234 157H236V156H234ZM123 158V157H122ZM125 158H126V156H125ZM180 158H176V159H180ZM262 158V157H261ZM8 159V158H7ZM106 158H104V160H105ZM117 159V158H116ZM124 159V158H123ZM175 159V158H174ZM175 159V160H176ZM231 159V158H230ZM1 160V159H0ZM6 160V159H5ZM4 161V160H3ZM181 161V160H180ZM172 162H173V160H172ZM2 163V162H1ZM103 163H104V161H103ZM4 164H5V162H4ZM123 164V163H122ZM5 165H9V164H5ZM102 165V164H101ZM179 165H181V164H179ZM104 166V165H103ZM183 166L185 167V169L186 170H183L184 168H183ZM5 167V166H4ZM7 167V166H6ZM106 167V166H105ZM181 167L183 168V169H181ZM103 168V167H102ZM102 168H101V170H102ZM121 168H124V167H121ZM23 169V168H22ZM17 170H20V169H17ZM16 170V171H17ZM104 170V169H103ZM102 170V171H103ZM0 171H2V169L0 168ZM3 171L4 172H8L9 171V168H3ZM11 174H12V172L11 171H9ZM8 172V175L10 174ZM22 172H23V170H22ZM104 172V171H103ZM18 173V172H17ZM17 173L15 174V175H17ZM100 173V172H99ZM167 173V172H166ZM104 175V174H103ZM1 176V175H0ZM6 176H7V174H6ZM98 176V175H97ZM15 177V176H14ZM224 177V176H223ZM247 177V176H246ZM7 178H8V176H7ZM7 178H6V182H10L11 180H13L14 182H16V181H19L20 179H17V177H16V179L14 180V179H10V181H7ZM1 179H3V177H1ZM23 179V178H22ZM91 179H92V177H91ZM93 179H97V178H95V177H93ZM99 179V178H98ZM241 179H243V178H241ZM240 179V180H241ZM246 179V178H245ZM13 181H11V183L12 184H14L13 183ZM96 181V180H95ZM163 181H165V180H163ZM5 181H3V183H4ZM20 182V181H19ZM92 182H93V180H92ZM11 183H9L10 185H11ZM16 183H18V182H16ZM229 183V182H228ZM97 184V183H96ZM232 184V183H231ZM21 185H22V183H21ZM166 185V184H165ZM9 186V185H8ZM11 186H13V185H11ZM103 186V185H102ZM154 186V185H153ZM162 186V185H161ZM16 187H19V186H17V184H16ZM165 187V186H164ZM22 189H23V186L21 187ZM20 188V189H21ZM26 188L24 189V190H26ZM153 188V187H152ZM174 188H176V189H174ZM11 189V188H10ZM9 189V190H10ZM18 190V188H14V186H13V190ZM19 189V190H20ZM157 189V188H156ZM168 189V188H167ZM174 189V190H173ZM14 190V191H15ZM17 190H16V192H17ZM28 190V189H27ZM26 190V191H27ZM173 190V191H172ZM182 190V189H181ZM180 190V191H181ZM188 190V191H189ZM12 190H10V192H11ZM176 191H178V190H176ZM180 191H178V193H180ZM230 191V190H229ZM19 192V191H18ZM17 192V193H18ZM172 192V193H171ZM1 193V195H0V206H2V208H4V207H6V205H7V203H9V202H11L12 200L8 197H5V198H7L6 200H9L8 202L3 198V193L2 192H0ZM20 193V192H19ZM18 193V197L20 196V194ZM163 193V192H162ZM161 193V194H162ZM177 193V194H178ZM11 194V193H10ZM8 195L7 194V196H12L13 197V195L11 194V195ZM27 195H28V193H26ZM95 194V193H94ZM164 194H165V192H164ZM183 194V193H182ZM22 195H24L25 196V193H22ZM21 195V196H22ZM26 195V196H27ZM138 195H139V193H138ZM179 195V194H178ZM177 195V196H178ZM5 196V195H4ZM16 196V197H17ZM90 196L92 197V196H94V195H91L90 194ZM176 196V195H175ZM176 196V197H177ZM11 197V198H12ZM62 197V196H61ZM173 197V198H172ZM24 198V197H23ZM27 198V197H26ZM125 198V197H124ZM139 198V197H138ZM20 200H22V199H20ZM20 200H18V203L17 204H19V203H21L20 202ZM24 200H26V199H23V201ZM27 202H29V199L27 198ZM68 200V201H67ZM128 201H134V204H135V202H136V199H135V197H134V200H131V198H130V200L129 199H127ZM205 199H204V201H206ZM207 200V201H208ZM47 201V203H49L50 204V201L48 202ZM158 201V200H157ZM160 201H161V198H160ZM13 202L14 201H12V206H13ZM27 202H25V203H27ZM32 202V201H31ZM31 202H29V203H31ZM70 202V201H69ZM69 202H68V204H69ZM71 202H70V204H71ZM141 202V201H140ZM151 202V201H150ZM187 202V201H186ZM212 202H215V200L214 201H212ZM33 203V202H32ZM32 203H31V205L30 206H32ZM46 203V204H47ZM73 203V202H72ZM130 203V202H129ZM160 203V202H159ZM158 203V204H159ZM217 203V202H216ZM10 204V203H9ZM8 204V205H9ZM28 204V203H27ZM67 204V203H66ZM73 204H75V203H73ZM131 205H134V204H132V203H130ZM244 204V203H243ZM21 205V204H20ZM23 206H21V207H23V208H25V206H24V204H22ZM33 205H34V203H33ZM53 205V204H52ZM59 205H60V203H59ZM59 205H53L54 207H53V209L55 208L56 209V207H59ZM92 205V204H91ZM136 205V204H135ZM160 205V204H159ZM212 205V204H211ZM11 208H12V206L11 205H9ZM19 206V205H18ZM30 206H27V208L29 207L30 208ZM47 206H49L48 204L46 205V207ZM56 206V207H55ZM61 206H63L62 204H61ZM75 206H77V205H75ZM75 206H71V207H75ZM153 206V205H152ZM14 207V206H13ZM36 207V206H35ZM159 207V206H158ZM181 207V206H180ZM19 208V207H18ZM41 208V207H40ZM48 208V207H47ZM65 208V207H64ZM136 208V207H135ZM184 208V207H183ZM190 208H191V206H190ZM7 209V208H6ZM5 209V210H6ZM14 208H12L11 210H13ZM16 209V208H15ZM14 209V212L16 211L17 212V210H15ZM45 209V207L43 208V210ZM48 209H50V208H48ZM47 209V210H48ZM52 209V210H53ZM54 209V210H55ZM79 209H81L82 211H80ZM4 210V209H3ZM4 210V211H5ZM22 210V209H21ZM26 210V209H25ZM38 210V209H37ZM52 210L50 211V210H48V211H45L44 210V213L46 212V214L47 213H49V211L52 213ZM53 210V211H54ZM58 210V209H57ZM61 210V209H60ZM157 210V209H156ZM160 210V209H159ZM4 211H1L2 213L4 212ZM7 212L9 211L8 209L6 210ZM5 211V212H6ZM19 211V210H18ZM56 211V210H55ZM130 211H132L133 212V210H130ZM153 211H155V210H153ZM173 211V210H172ZM15 212V213H16ZM27 213H28V211H26ZM42 212V211H41ZM60 212V211H59ZM162 212V211H161ZM171 212V211H170ZM198 212V211H197ZM11 212H8L6 215H5V217L3 218V222H2V227H4L5 225H7L9 222H10V219H12L13 220V218H12V214H10ZM14 213V214H15ZM18 213L19 212H17V215H18ZM20 213H22L21 215H23L24 213H25V211H24V213L23 212H20ZM134 213V212H133ZM153 213H155V212H153ZM157 213V212H156ZM169 213V212H168ZM1 214V213H0ZM13 214V215H14ZM35 214V213H34ZM132 214V213H131ZM159 214V213H158ZM164 214H166L165 212H164ZM177 214V213H176ZM16 215V214H15ZM21 215H20V217H21ZM29 215V214H28ZM31 215V214H30ZM29 215V216H30ZM49 215H50V213H49ZM62 215V214H61ZM66 215V214H65ZM82 215V214H81ZM167 215V214H166ZM169 215V214H168ZM166 216L165 218H164V222L162 223V226H161V229H160V231L158 230V223L155 225L154 224V226H153V228L156 226V228H155V230L158 232V234H159V236H162V237H160V239H157V241L155 242V244H156V246L158 245V246H165V244H166V242L168 241V239H169V236H170V232H168L167 230H166V228H165V226H166V224L168 223V222H170L171 223V220L173 219V217L175 216ZM172 215H173V213H172ZM194 216H195V214H193ZM4 216V215H3ZM58 216H60V215H58ZM63 216H64V214H63ZM133 216V215H132ZM156 216V215H155ZM239 215L237 214V217H238ZM1 217V216H0ZM88 217H89V215H88ZM117 217V216H116ZM141 217V216H140ZM142 217H144V215H142ZM157 217V216H156ZM160 217V216H159ZM163 217V216H162ZM197 217V216H196ZM135 218H136V216H135ZM146 218V217H145ZM194 218V217H193ZM95 219V218H94ZM93 219V220H94ZM97 219V218H96ZM134 219V218H133ZM140 219V218H139ZM196 219V218H195ZM240 222L241 223H245L246 225H248V227L250 226V227H253V228H256V230H257V228H259L260 229V231H261V233L262 234H264V185H261V186H259L258 187V189L257 190H255V192H253V193H251L249 196H248V198H246V204H245V206L242 208V210H241V216H240ZM34 220V219H33ZM114 221L116 220V219H113ZM118 220V219H117ZM116 220V221H117ZM143 220L144 219H141V222H139L140 223V225H143ZM68 221V220H67ZM110 221H112V220H110ZM237 221V220H236ZM1 222V221H0ZM30 222H31V219L27 216V217H22V218H16V220L13 222V224L9 227L8 226V231H7V229H6V231L4 232V233H6V236H7V239H16V240H18V242L19 241H21L22 239H24V238H27V231L29 232L30 231V228H29V226H30ZM33 222V221H32ZM32 222H31V224H32ZM70 222V221H69ZM90 222V221H89ZM107 222V221H106ZM160 222V221H159ZM239 222V221H238ZM11 223V222H10ZM111 223V222H110ZM156 223V222H155ZM177 223V222H176ZM235 223V222H234ZM79 224V223H78ZM109 224V223H108ZM111 224H113V223H111ZM160 224H161V222H160ZM171 224H173V223H171ZM232 224V223H231ZM71 225V224H70ZM72 225H73V223H72ZM96 225V224H95ZM98 225V224H97ZM117 225V224H116ZM135 226V224L133 223V221H132V225L131 226ZM32 226V225H31ZM76 226V225H75ZM90 226H92V225H90ZM89 226V227H90ZM107 226V225H106ZM112 226H114V225H112ZM133 226V227H134ZM144 226V225H143ZM149 226V225H148ZM192 226V225H191ZM235 226V225H234ZM77 227V226H76ZM75 227V228H76ZM133 227H129V229H128V232L130 231V228H133ZM237 227V226H236ZM29 228V229H28ZM34 228H36L35 226H34ZM74 228V227H73ZM127 228V227H126ZM238 228H240V227H238ZM247 228V227H246ZM245 228V229H246ZM32 229H33V227H32ZM41 229V228H40ZM109 228H107V230H108ZM118 230L119 228H115V230ZM138 229H139V227H138ZM137 229V230H138ZM142 229V228H141ZM248 229H250V228H248ZM77 230V229H76ZM79 230V229H78ZM77 230V231H78ZM105 231H107L106 230V228L104 229ZM114 230V231H115ZM126 230V229H125ZM134 229H132L131 231H133ZM137 230H135V231H137ZM153 230V229H152ZM240 230V229H239ZM247 230V229H246ZM255 229L254 230H252V232L253 231H256ZM35 231V230H34ZM45 231V230H44ZM74 231V230H73ZM97 231V230H96ZM105 231L103 232V233H105ZM110 231V230H109ZM114 231H113V233H114ZM258 231V230H257ZM31 232H33V231H31ZM41 232H42V230H41ZM41 232H40V235H41ZM79 232V231H78ZM117 232V231H116ZM119 232V236L120 235H123L122 233H120V230L118 231ZM117 232V233H118ZM125 232V231H124ZM126 232H127V230H126ZM134 232V231H133ZM143 230H141V234H143ZM231 232H232V230H231ZM234 233H230L231 235L233 234V235H235V231H233ZM236 232H238V231H236ZM1 233V232H0ZM30 233V232H29ZM38 233V232H37ZM100 233V232H99ZM132 233V232H131ZM261 233H258V234H261ZM34 234V233H33ZM35 234H36V232H35ZM116 234V233H115ZM115 234L113 235L114 236V238H115ZM125 234H127V233H125ZM154 234V233H153ZM229 236H230V234L229 233H227ZM249 234H250V232H249ZM29 235V234H28ZM44 236H46V239H47V236H48V234L46 235L45 233L43 234ZM43 235L42 236H39V237H35V240H32V243H33V241L35 242L34 243V245H36V243H38V245H42L43 243H42V241H44L45 242V238L43 237ZM102 235H104V234H102ZM112 235V234H111ZM110 235V236H111ZM118 235H116V237L118 236ZM149 235H150V233H149ZM157 235V234H156ZM177 235V234H176ZM228 235L226 236L227 238H230V237H233V235L232 236H230V237H228ZM243 235V234H242ZM6 236H5V234L3 235V239H2V241L4 240V238L6 239ZM85 236V235H84ZM99 237H101V233L98 235ZM98 236H97V239H98ZM107 236V235H106ZM105 236V237H106ZM135 236V235H134ZM29 237V236H28ZM50 237V236H49ZM51 237H53V236H51ZM88 237V236H87ZM86 237V238H87ZM104 237V239H105V241H106V239L107 238H105ZM112 237V236H111ZM121 237V236H120ZM120 237H119V239H120ZM142 237V236H141ZM174 237V236H173ZM263 237V236H262ZM30 238H31V236H30ZM81 238V237H80ZM122 238V237H121ZM154 238V237H153ZM176 238V237H175ZM227 238H226V241H227ZM236 238V237H235ZM234 238V239H235ZM52 239V238H51ZM85 239V238H84ZM95 239H96V237H95ZM103 238L101 237V240H102ZM263 239V238H262ZM28 240V239H27ZM30 240V239H29ZM87 240V239H86ZM90 240V239H89ZM89 240H87L88 242H87V244H86V242H85V244L86 245H88V243L90 242ZM100 240V239H99ZM100 240V241H101ZM133 240V239H132ZM140 240V239H139ZM139 240H136V241H132L131 242V238H129V237H123L121 240H120V244H118V246H121V247H117V248H115V247H113L115 250L114 251H118L117 253H119V251H120V253L119 254H117V253H113V254H115V255H108V258H109V260H108V263H111V264H123L124 262H126L127 261V258H125V257H127L128 256V253L131 251V253H132V250L133 249H135V247H138V246H140V241ZM225 240V239H224ZM231 240H233V239H231ZM230 239H229V241H231ZM250 241L252 240V239H249ZM7 241V240H6ZM22 241H24V242H22ZM21 241V247H22V243H25L26 244V242H25V240H22ZM48 241H50V238H49V240ZM47 240H46V242L43 244V245H46V243L48 242ZM52 241H54V240H52ZM52 241H50L51 243H52ZM91 241H92V243L93 244H95V242H93V239L91 238ZM98 241V240H97ZM103 242H104V240H102ZM102 241H101V243H102ZM112 241V240H111ZM145 241V240H144ZM237 241V240H236ZM17 242V241H16ZM31 242V241H30ZM56 242V241H55ZM55 242H53V243H55ZM228 242V241H227ZM246 242H248V241H246ZM3 243H5L4 241H3ZM14 243V242H13ZM42 243V244H41ZM92 243L90 244V247H91V245H92ZM100 243V242H99ZM113 243V242H112ZM111 243V244H112ZM224 243H226L225 241H224ZM224 243H222V244H224ZM233 243V242H232ZM5 244H8V241L5 243ZM15 244V243H14ZM19 244H20V242H19ZM49 244V243H48ZM97 244V243H96ZM115 243H113V245H114ZM256 244V243H255ZM33 245V244H32ZM82 245H83V243H82ZM104 245V244H103ZM103 245H102V247H103ZM109 245V244H108ZM168 245V244H167ZM219 245V244H218ZM17 246V245H16ZM20 246V245H19ZM49 246H50V244H49ZM48 246V248H50ZM54 246V245H53ZM89 246V245H88ZM153 246V245H152ZM20 247V248H21ZM83 247V246H82ZM89 247V248H90ZM94 247V246H93ZM98 247V246H97ZM100 247V246H99ZM110 247H112V245H110ZM167 247V246H166ZM226 247V246H225ZM256 247V246H255ZM17 248H18V246H17ZM24 248V247H23ZM45 248V247H44ZM84 248V247H83ZM107 248H108V246H107ZM119 248H122V249H119ZM141 248V247H140ZM25 249V248H24ZM39 249H41V247L39 248ZM82 249V248H81ZM101 249V248H100ZM106 249V248H105ZM151 249V248H150ZM44 249H42V251H43ZM46 250V253L45 254H47L48 252H47V249H45ZM45 250L43 251V252H45ZM85 250V249H84ZM97 250V249H96ZM107 250V249H106ZM105 250V251H106ZM109 250H111L112 252H113V250L112 249H110L109 248ZM148 250V249H147ZM35 250H33V252H34ZM51 251H52V249H51ZM89 251V250H88ZM104 251V252H105ZM49 252H50V249H49ZM102 253V255L104 254L105 256L107 255V254H105V253ZM159 252V251H158ZM35 253V252H34ZM33 253V254H34ZM107 253V252H106ZM135 253V252H134ZM138 253V252H137ZM136 253V254H137ZM140 254L142 253V252H139ZM154 253V252H153ZM262 253V252H261ZM10 256H11V254L10 253H8ZM31 254V253H30ZM37 254V253H36ZM108 254H109V251H108ZM133 254V253H132ZM132 254H129V256L130 255H132ZM257 254V253H256ZM259 254V253H258ZM43 255H44V253H43ZM52 255V254H51ZM104 255L102 256V257H104ZM198 255V254H197ZM246 255H247V253H246ZM248 255H249V252H248ZM255 255V254H254ZM34 255H31V257H33ZM45 256V258H46V255H44ZM43 256V257H44ZM49 256H50V254H49ZM89 256V255H88ZM109 256H111L112 257V259H110L111 257H109ZM128 256V257H129ZM200 256V255H199ZM264 256V255H263ZM52 257V256H51ZM55 257H56V255H55ZM243 257V256H242ZM101 258V257H100ZM106 259H107V256L105 257ZM1 259V258H0ZM48 259V258H47ZM106 259H104L103 258V260H102V258H101V260L99 261V262H103V261H107ZM128 259H130V257L128 258ZM255 259V258H254ZM5 260H7V259H5ZM23 260H24V258H23ZM32 260V259H31ZM57 260V259H56ZM99 260V259H98ZM250 260H252V258H250ZM12 261V260H11ZM35 261V260H34ZM39 261V260H38ZM61 261V260H60ZM190 261V260H189ZM16 262V261H15ZM23 262V261H22ZM25 262V261H24ZM58 262V261H57ZM98 262V263H99ZM10 263V262H9ZM17 263V262H16ZM41 263V262H40ZM45 263H46V261H45ZM107 262H106V264H108ZM18 264H20V263H18ZM27 264V263H26ZM32 264H34V263H32ZM37 264V263H36ZM44 264V263H43ZM100 264H102V263H100Z\"/></svg>", "mask_w": 264, "mask_h": 264}]
</instances>
